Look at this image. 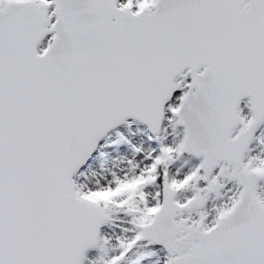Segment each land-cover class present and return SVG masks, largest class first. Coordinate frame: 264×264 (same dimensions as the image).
Wrapping results in <instances>:
<instances>
[{"label":"water","instance_id":"water-1","mask_svg":"<svg viewBox=\"0 0 264 264\" xmlns=\"http://www.w3.org/2000/svg\"><path fill=\"white\" fill-rule=\"evenodd\" d=\"M52 1L50 29L31 0L0 9V264L80 263L104 217L74 196L75 170L125 120L158 134L184 73L186 147L207 172L232 165L242 198L201 231L175 223L178 207L165 191L145 237L177 254L173 264H264L259 176L241 166L264 122V0H156L153 13L138 15L114 0ZM244 99L255 117L231 140ZM227 169L221 164L229 179Z\"/></svg>","mask_w":264,"mask_h":264},{"label":"rangeland","instance_id":"rangeland-1","mask_svg":"<svg viewBox=\"0 0 264 264\" xmlns=\"http://www.w3.org/2000/svg\"><path fill=\"white\" fill-rule=\"evenodd\" d=\"M7 0H0V4ZM46 13L49 25L53 22L52 0H35ZM118 7L137 12L152 8L154 0H115ZM48 25V26H49ZM48 38L39 48L43 52ZM189 78L178 80L181 92L167 106L161 134L149 141L144 127L125 122L101 142L88 165L74 177V189L80 198L104 203L107 217L101 232L99 247L86 254L82 264H168L171 260L163 249L155 248L140 236L139 224L149 222L161 202V192L167 183L176 190L175 202L184 208L178 213L186 225L199 224L207 229L217 222L238 200L240 188L228 183L221 175V164L207 177L199 158L183 153L185 131L175 112L185 94ZM243 123L252 119L249 105L239 110ZM241 127L235 130L234 137ZM244 164L264 175V125L256 133ZM159 164L160 175H154ZM225 167V164H222ZM227 169V173H230ZM211 183L210 193L206 185ZM264 203V177L256 188ZM178 220V221H179ZM130 243H127L129 242ZM135 244L131 246L133 243ZM131 246V247H127ZM119 260V261H117Z\"/></svg>","mask_w":264,"mask_h":264},{"label":"bare ground","instance_id":"bare-ground-1","mask_svg":"<svg viewBox=\"0 0 264 264\" xmlns=\"http://www.w3.org/2000/svg\"><path fill=\"white\" fill-rule=\"evenodd\" d=\"M249 106H250V103H249ZM241 121H242V123H243V120H242V118H241ZM244 160H245V158H244ZM244 160H243V166L245 167V164H244ZM255 190H256V188H255ZM255 193H256V191H255ZM179 220V219H178ZM180 221V220H179ZM101 244V240L99 241V245ZM99 247V246H98Z\"/></svg>","mask_w":264,"mask_h":264}]
</instances>
